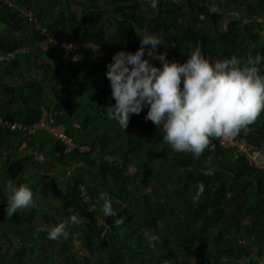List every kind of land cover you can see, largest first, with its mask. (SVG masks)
<instances>
[{"label": "trees", "instance_id": "trees-1", "mask_svg": "<svg viewBox=\"0 0 264 264\" xmlns=\"http://www.w3.org/2000/svg\"><path fill=\"white\" fill-rule=\"evenodd\" d=\"M15 2L38 19L54 7L40 0ZM61 7L50 21L40 23L46 27L47 35L99 48L84 51L79 61L65 63L52 44L41 46L45 36L35 27L25 37L24 44L28 43L31 52L43 50L64 64L59 70L42 63L43 67L27 70L26 74L13 71L20 82H11L5 94L17 107L12 112H0V116L22 125V129L0 125V183L7 185L12 180L16 185L26 184V167L30 164L43 169L39 161L62 170L74 168L76 174L69 177L64 189L50 180L41 184L40 192L45 198L53 196L61 201L62 210H70L66 214L79 215L85 225L80 238L89 250L99 254L100 264H128L136 256L151 264H181L184 257L192 258L194 264H262L264 174L244 157L235 158L232 149L222 148L218 137L211 138L215 147L206 148L199 158L174 152L163 139V131L144 119L146 107L139 114H131L122 129L107 114L114 99L104 74L115 52H134L139 47L137 32L157 35L163 43L156 52H166L169 61L183 63L195 45L210 61L236 56L243 63L249 56L264 57V35L257 32L264 29V0H156L155 7L152 0H83L81 18L68 4ZM12 8V4L0 0V14L18 30L29 21V13L19 18V9ZM103 19L111 20L114 28L106 51L109 62L99 59L97 53L103 51L100 46L107 39L100 24ZM204 22H209L211 28H206ZM22 43L6 36L0 39V52L20 49ZM27 52L30 53L26 50L16 54L11 61L13 68L19 66V57ZM151 63L160 66L154 58ZM258 66L264 72V60ZM40 72L48 79L58 77L47 83L50 89L62 83L73 86H68L67 95L46 101L42 84L37 85L33 79ZM9 76L12 77L11 70L2 68L0 77ZM42 110L64 127L76 147L68 148L44 130L28 133L27 127L39 121ZM235 137H243L264 152V111ZM206 166L214 167L212 175L202 173ZM200 184L203 192L193 199ZM101 193L107 194L115 216L103 214ZM7 200L0 189V243L10 241L11 236L21 242L42 239L60 249L63 264H82L70 258L71 234L67 239H50L47 231L26 223L20 215L8 217ZM26 210L29 215L37 211L33 206ZM120 219L122 223H117ZM145 231L157 235L158 240L146 238ZM239 233L256 243V255L251 254ZM0 264L27 263L21 253L6 262L0 253Z\"/></svg>", "mask_w": 264, "mask_h": 264}, {"label": "clouds", "instance_id": "clouds-1", "mask_svg": "<svg viewBox=\"0 0 264 264\" xmlns=\"http://www.w3.org/2000/svg\"><path fill=\"white\" fill-rule=\"evenodd\" d=\"M155 6L156 0H152V7ZM137 34L139 47L134 52L121 49L105 65L104 75L114 99L107 114L122 129L131 114H139L146 107L144 119L163 131V139L170 148L178 153H191L195 159L206 148L215 147L211 145V138L235 137L264 111V72L258 66L264 57L249 56L243 63L236 56L210 61L201 47L195 45L187 52L188 58L180 63L169 61L166 52H156L157 46L163 43L157 35ZM88 46L94 51L98 49V46ZM151 58L158 60L160 66H154ZM202 173L212 175L214 167L206 166ZM7 187L8 217L34 205L30 186L8 180ZM203 187V184L198 186L193 199L199 198ZM100 199L103 214L115 216L107 194L101 193ZM117 223H122V219ZM70 224H81L78 214L46 228L48 237L67 239ZM144 236L151 241L158 240L157 235H149L147 231Z\"/></svg>", "mask_w": 264, "mask_h": 264}, {"label": "rangeland", "instance_id": "rangeland-1", "mask_svg": "<svg viewBox=\"0 0 264 264\" xmlns=\"http://www.w3.org/2000/svg\"><path fill=\"white\" fill-rule=\"evenodd\" d=\"M41 2H50V6H54L52 8H48V11L45 12L39 19L36 17V15L32 11L26 10L24 5H17L15 0H10L12 4V9L16 10L19 9V18H24L25 13L26 15L29 13L31 15H34V18L36 19V24L44 23L45 24L50 21L51 16H56V13L58 9L63 6L64 3L68 4L73 10L77 12V17L81 18L82 12L80 11L81 5L83 0H40ZM198 2L205 3L206 0H197ZM58 2V4H57ZM210 4V3H206ZM219 5L222 7L223 5L219 2ZM15 8V9H14ZM62 8V7H61ZM223 9H225L223 7ZM202 18V17H201ZM25 23V22H24ZM23 23L22 28L15 30L12 26V22H10L9 25L5 23V20L2 22L0 21V25L3 26L0 28V37L7 36H14L17 35L18 41H23L20 50L26 49L30 53H26V56L19 57V66L15 69L11 65V62L0 64V76L2 73V68H9L12 72V77H0V85L3 86L2 89H0V112L4 114L6 111H15L17 104L15 101L13 103L10 102V95L5 94V89L9 86L11 82L13 83H19V79L17 74L13 73V71L20 72L22 74H26L27 70L32 71L33 69L36 70V68L43 67L42 63L49 64L52 66L53 69H60L63 67L64 63H61L55 56H49L46 53L38 51H32L30 50V46L28 44H24V39L26 36H29L30 32L34 30V24H31L29 21H27L25 24ZM221 23H224L222 21ZM103 27L104 32L107 34V39L104 42L103 45L100 46L103 51H98V57L99 59H105V61H108L107 53L109 44H110V38L113 33V24L111 20L103 19L100 23ZM41 26V24H40ZM204 26L206 28H211V25L209 22H204ZM257 32L261 35H264V29L257 30ZM19 35V36H18ZM35 49V46H33ZM33 73V72H31ZM49 76V75H48ZM53 77V76H52ZM50 76V79L44 75V73H41L33 77L34 80H36V84L39 83L42 84V97L46 101H49L51 99L57 98V97H63L64 95L68 94V86H73L72 83H69L67 86L66 84H56L55 87L48 86L47 83L56 81L58 77L52 78ZM10 81V82H8ZM46 82V83H45ZM60 82V81H59ZM1 117V116H0ZM74 145V144H73ZM73 147H76L75 145ZM82 149H86L85 147H82ZM23 150V149H22ZM40 166L43 167V169H39L33 165H28L26 167L25 172L23 173V176L25 178L26 184L30 186V188L33 191L34 194V205L33 207L36 208V212L32 215H29L27 210L18 211L16 212L17 215H20L26 223H32L34 226H36L40 231H46V228L57 224L61 221H67L68 218L71 215L66 214L68 211L62 210L61 207V201H59L57 198H54L53 196L51 198H45L41 195L40 187L41 184L44 181H54L57 183L58 187L62 190L64 187H66L69 183V177L73 174H76L75 169L71 167H66L64 170L58 168L59 166L50 164L45 161H39ZM2 165V164H1ZM3 166V165H2ZM3 170V167H0V174ZM84 178L86 179V176L84 175ZM0 189L2 193L9 198V191L7 185H3L0 183ZM81 197V196H80ZM82 199V197H81ZM83 200V199H82ZM84 200H87V198H84ZM83 200V201H84ZM74 214V213H73ZM72 214V215H73ZM85 225L81 222L79 225H69L68 231L71 234V241L69 243V252H70V258L79 261L82 264H100V262L97 260L99 254H95V250H89L85 246V241L81 237L80 230L83 229ZM239 236L242 237L243 241L245 242V246L247 244V247L251 248L252 252L251 254L256 255L258 253V246L255 242L249 241L247 237H243L242 233H239ZM64 239L63 236H58L56 239ZM45 240H25L24 242H21L18 238L15 236H11L10 241H2L0 243V253L6 261H9L10 257L12 255H16L18 253H21L24 256V261L27 264H63L64 260L61 254V251L58 247H53L49 245V242L46 244L44 243ZM139 256H136L133 260L129 261L128 264H151V262L147 259H139ZM184 260L181 264H194V260L189 257H184ZM250 264H260L259 262H251Z\"/></svg>", "mask_w": 264, "mask_h": 264}, {"label": "built area", "instance_id": "built-area-1", "mask_svg": "<svg viewBox=\"0 0 264 264\" xmlns=\"http://www.w3.org/2000/svg\"><path fill=\"white\" fill-rule=\"evenodd\" d=\"M1 1H4L9 6L11 5L10 0ZM28 17L29 22L31 24H34L36 22V19L33 17V15L29 14ZM34 27L40 35L45 36V39L42 42L44 47H47L52 44L56 49L61 52V60L65 63L79 61L83 56L82 53L86 50L91 49L88 45L96 47V45H93L91 43L77 41L62 42L54 40L47 35L46 27L40 26L38 25V23H35ZM68 45H72L73 47L69 48ZM24 51H26V49H17L15 51L7 53L0 52V64L11 62L16 57L17 53ZM73 57H76V59H73ZM0 125L7 127L10 130L22 129V125L18 123H10L8 121L3 120L2 117H0ZM26 130L29 134H34L36 130H44L51 134L54 138L62 141L65 145L68 146V148H73L74 146L70 138L64 132V127L62 125H57L54 119L46 112V110H42L39 121L34 125L27 127ZM218 143L222 148L232 149L235 158L238 156L244 157L251 166L264 173V152L254 146L249 145L243 137H233L231 139L218 137Z\"/></svg>", "mask_w": 264, "mask_h": 264}, {"label": "crops", "instance_id": "crops-1", "mask_svg": "<svg viewBox=\"0 0 264 264\" xmlns=\"http://www.w3.org/2000/svg\"><path fill=\"white\" fill-rule=\"evenodd\" d=\"M5 20V18H4V16L2 15V14H0V21H4ZM5 23L8 25V22L5 20ZM1 27H3V26H1L0 25V28ZM5 37H0V39H2V38H6V36L7 35H4ZM19 36V35H18ZM9 37V39H11L12 41H18L17 39H18V37H17V35H14V36H8ZM26 44H28V43H26ZM41 46H43L44 47V45L41 43Z\"/></svg>", "mask_w": 264, "mask_h": 264}]
</instances>
